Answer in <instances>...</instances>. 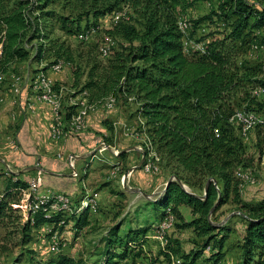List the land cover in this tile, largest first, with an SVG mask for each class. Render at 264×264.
Returning <instances> with one entry per match:
<instances>
[{"label":"trees","instance_id":"trees-1","mask_svg":"<svg viewBox=\"0 0 264 264\" xmlns=\"http://www.w3.org/2000/svg\"><path fill=\"white\" fill-rule=\"evenodd\" d=\"M184 1L0 0V67L6 74L14 65L26 61L40 63L49 58H54L49 67L57 61L69 65L74 61L69 48L61 43L53 46L49 43L50 21H56L62 32L79 39L81 34L94 31L100 20L126 12L133 24H123L121 34L129 43L116 42L105 65L92 64L81 93H86L85 99L93 106L109 98L117 103L136 104V115L142 119L148 138L145 159L154 154L158 166L160 162L165 163L175 171L176 180L151 203L156 211L155 223L172 217L174 225L170 233L175 228L192 229L202 244L190 253H183L179 246H174L178 245L177 241H169L159 256L168 264H171V253L185 261L181 264L187 261L195 264L201 258L203 264H220L231 229L228 223L219 224L213 217L233 195L241 192L242 183L236 173L251 171L242 128L233 118L239 111L236 110L241 99L238 95L247 91L249 85L254 89L258 85L264 87V64L249 67L241 61L247 46L264 47L261 36L264 6L249 0H195L210 3L217 9L205 18L191 20L190 38L197 35L207 20L222 21L224 30L198 40L205 42L203 52L185 54L186 39L178 21L181 16L178 8ZM58 6L61 12L55 10ZM247 103L243 109L246 112H264V102L256 97ZM65 121L69 122L66 118ZM185 185L203 193L190 192ZM26 189H31L27 182L9 179L0 193V221L15 211L13 205L21 202L19 191ZM40 202L31 196V204H39V209H33L36 214L31 213L26 229L50 225L54 233L63 231L73 221L79 232L90 225L89 206L81 208L79 203L71 216L58 211L47 217L48 209ZM181 207L190 208L191 221L185 220ZM242 207L247 212L243 218L247 228L241 245V261L236 264H264V200L244 202ZM123 225L124 222L116 224L106 239L104 264H118L116 258L124 261L133 258L136 264L144 255L146 236L153 224L146 223L137 229L130 227L121 234ZM26 239L29 243L32 241L30 236ZM208 247L210 251L203 257ZM60 257L47 264L69 263V258Z\"/></svg>","mask_w":264,"mask_h":264},{"label":"rangeland","instance_id":"rangeland-1","mask_svg":"<svg viewBox=\"0 0 264 264\" xmlns=\"http://www.w3.org/2000/svg\"><path fill=\"white\" fill-rule=\"evenodd\" d=\"M249 1L251 3L258 4L260 7L264 6V0ZM216 9L217 6H213L210 3L203 1L186 0L181 4L178 8V12L180 13L179 15H181L179 16V20L181 19L180 22H187L191 25V29L188 34L189 40L198 42L202 36L221 33L224 30L222 21L219 20L217 22L215 21L216 23H211L207 20L205 23L201 24L197 31V35L194 38H190L189 36L190 32L193 30L191 20L194 21L205 18ZM55 10L57 12H61V7H55ZM122 14L125 15L126 12L114 14L111 19L108 17L100 20L97 28L89 35V38L79 36V39L75 35H68L62 32L59 29L60 25L56 21H50L49 26L51 27L49 28L51 33L49 36V43L51 46L59 43L64 44L65 47L67 49L69 48L72 52L74 60L69 65H67L64 61H59L63 63L65 67L61 73H58L60 74V78L56 79L57 93L62 97L66 117L69 118L74 111L78 109L79 102L85 97V94L81 93V88L82 84H84L87 80V75L92 64L96 62H100L104 65L106 64L107 58L104 56L102 57V50H99L98 52L100 45L103 46L104 50L105 48H108L112 41L115 45H117L116 42L118 44L129 43L121 32H124L122 26L123 24L128 26L133 24L131 20L127 19L130 16L126 14L125 16L127 18H120L117 20V23L114 21L115 19L122 17ZM120 21L121 23L118 24ZM217 36L221 37L222 35ZM261 36L264 38V32ZM46 46L48 47L49 44H46ZM113 48H115V46ZM52 61H54V58H49L48 60L40 63L26 61L23 62L21 67L18 66L19 64L14 65L10 71L11 73H6V76L4 74L5 77L2 79L3 84L0 91L8 82L14 84V77H20L22 79V84L19 85V87H21L25 81V79H23V75L27 72L26 68H35L31 70L32 74L33 72L38 73L40 69H44L46 67L51 68V66L49 67V64ZM241 61L249 67L264 64V47L256 44L253 48L247 46V50L243 53ZM79 74L80 76L78 77ZM249 86L250 87L247 88V91H243L242 94L238 95V97H241L238 102L240 106L236 109L239 110V112H245L243 109H245V106L248 104L247 102L251 98L256 97L259 101L264 102V87L258 85L254 89L253 86ZM12 89L15 90L14 87H12ZM33 96L34 95L31 94L29 97L33 99ZM85 103L87 104L85 105V108H83V112L85 115H88L86 129L79 134H71L68 137L55 142L60 143L68 138L79 141L84 136H91V141H95L96 136H102L101 142L102 140L104 142L100 144L101 147L97 148L93 153L85 156V164H92L93 170L97 169L96 171H93V173H96L92 178L93 184L91 183L92 185L90 186L98 184L100 174H102V171L106 172L105 168H111L106 167L107 163L116 161L113 168H111V170L108 171L106 176L103 178L107 183L101 185V187L96 191L99 192L103 187L108 186V190H104L103 194L99 197H97L94 192L89 191V183H87L83 177L84 169L80 166H77L76 168L80 175L77 179V184L81 187L78 195L76 196L77 199H74V201L70 199L72 202V212H66L69 213L67 216L74 214L79 203L82 207L89 206L91 211L90 225L78 232L74 227V222L71 221L63 231L58 230L56 232L58 233V236L56 237L55 232L53 233L50 231V225H44L39 229L30 230V227L26 229L25 225L31 213L34 214L33 209L36 207L33 206V209H31L29 205L31 204V197L29 193H31L32 190H20V204L13 205L15 211L13 213H9V217L0 221V264H47L51 260L59 259L61 255L70 259L68 264H104L103 251L105 249L106 239L110 236L111 229L114 228L116 224L125 223L127 220L121 230L122 234L123 230L131 227V224L134 228L137 224H140L142 220H144L142 213L148 211L154 217V214L156 213L154 206L151 204L146 205V203L155 199V192L159 190L160 187L156 189L157 186H154L151 190H146V192L143 191L144 194H142L137 190L139 186H133V183L127 184V174H130L131 170H128V166L125 163H122V160L119 157L121 154L120 148H129L130 152V150H132L131 148L137 145V150L140 156L137 158L136 167L134 169L144 170L143 162L145 161V158L141 162H138V160H140L141 157L143 158L144 152L148 155L146 152L148 138L144 134L142 119L136 115L138 106L132 102L123 104V102L120 101L117 105L115 104L116 106L115 108L113 107L114 109L110 110V108L105 107L104 103L93 106L89 105L86 99ZM252 114H259L262 117L261 125L264 126V112ZM92 120L97 121L96 125H93L94 128L91 125ZM98 120H101V123ZM102 123L105 125L104 127H101ZM100 128L104 129L103 133L101 132L102 130H100V132L98 131ZM241 136L246 137V134H242ZM243 141L246 145L248 164L250 165L251 171H253L251 179L241 180L239 174H244V172L247 173L248 171L239 170L236 175L242 183L240 188L241 192L237 196L233 195L230 202L224 205L219 213L215 214L213 217L215 222L222 225L225 223L229 224L232 220L236 219V221H234L235 223H231L230 227L231 230L234 228L235 230L231 232L230 238L226 243V259L228 261L226 264H233L240 258V243L242 241V232L244 230L242 224L244 222L243 218L247 214L242 207L244 200L243 196L246 193L245 188L247 186H255L258 184V186L261 187L259 191L264 192V127H258L252 130L249 133L248 140ZM108 144H112L117 147L115 149L111 148V152L114 156L115 153L118 152L117 158H114L110 152L108 153L104 151L103 155L105 157H102L101 160L97 158L94 160V155L102 149L107 148ZM126 150L128 151V149ZM73 155L78 156V154L75 153ZM106 158L108 159L106 160ZM38 162H41V160ZM149 163L151 167L156 169V171H159V173L152 176V178L176 180V177L173 176V172H175L174 169L172 167H166L165 163L161 164V162L158 166V162L155 159L154 154L150 155ZM101 164L105 165L100 167ZM90 173H92V171ZM141 178L142 176L140 177V180ZM125 185L131 187V189H128V187L125 188ZM121 187H123L127 193L121 191ZM185 188L190 192L195 191L197 194L203 193L202 190L193 189L186 185ZM88 197L96 200L97 206L95 208L92 203L89 202ZM135 198L136 200H134ZM151 198L153 200H151ZM34 201H36V198H34ZM138 208L147 210L138 212L139 216H136L135 213ZM185 215L187 218L190 217L189 212H186ZM169 218H165L154 227V235L157 232H161L164 228L165 221ZM128 219H130V221ZM170 231L171 230H164L165 236L160 240L150 239V243L144 248V255L136 261V264H166L162 257L159 258V252L161 250H166L169 241H177L179 244H174V246H179L184 253L192 252L195 250L197 245L202 244V240L197 238L191 229L179 230L178 228H175L171 233ZM26 236H30L32 238L30 243L27 241ZM52 239L53 247H60V252H52L50 250ZM179 259L181 258L179 257ZM182 261L185 262L184 260ZM118 262V264H133V258L126 261L119 260ZM173 264H181V261L174 259ZM186 264H190V261H187ZM221 264H224V262Z\"/></svg>","mask_w":264,"mask_h":264},{"label":"crops","instance_id":"crops-1","mask_svg":"<svg viewBox=\"0 0 264 264\" xmlns=\"http://www.w3.org/2000/svg\"><path fill=\"white\" fill-rule=\"evenodd\" d=\"M188 41L191 44H198V42H194L189 39ZM201 46L203 47V51H204V45ZM203 51H191V52L194 53V52H203ZM22 64L23 63L19 64L18 66L21 67ZM26 69L27 72L25 73V75H23V79H25L26 81L27 78L28 87H25V81L24 84L21 87H19V85L22 84V79L20 77H14L15 78L14 84L8 82L6 86L2 87L0 91V98L3 99V101H0V193L4 192L7 182L11 178L14 179L18 178L24 182H27L29 186H31V190H33V182L30 180L36 179L37 177H41L42 187L39 189L40 193H45L47 190L52 189L53 191L63 193L59 195L69 197L71 200L74 201V199H77L76 196L78 195L81 187L77 184V179L80 177V175L79 173H77L76 178H73L71 176L72 169L69 166L67 158L71 154L74 153L78 154V159L76 160V168L77 166H80L84 169V173H83L84 180L87 183H89L90 186L93 184L92 178L96 173V172L93 173V171H96L97 169L93 170L92 164L89 163L85 164L86 163L85 156L93 153L97 148H100L101 147L100 144L104 141L102 140L101 142V138H102L101 135L96 136L95 141H91V136H84L79 141L72 138H68L60 143L53 141L50 137V127L52 124V120H54V114L52 112V108L47 104L37 101L36 90L34 86V84L38 83L37 80L41 73L45 74L46 71H51V70L44 68V69H40L39 70L40 72L39 71L38 73L33 72L32 74L31 70L35 68H26ZM51 75L55 80L60 78V74L54 73ZM12 87H14L15 89L17 88L21 89V93L15 94V90L12 89ZM56 92H58L57 88H56ZM31 94H34V101L36 103L34 104V107L32 109L29 108V99H30L29 96ZM59 96L61 97V95ZM75 112L69 118L66 117V113H65L66 120L69 121L71 117L75 114ZM96 122L97 121L95 120L91 121L92 127L93 125H96ZM104 126L105 125L102 123L101 127ZM100 130H102L101 131L102 133L104 132V129L102 128L98 129L99 132ZM69 135L71 134L68 133L66 137H68ZM145 136L147 137L146 134ZM248 137H249V133H248ZM147 146L148 143L146 144V147ZM111 148L115 149L117 147L113 146L112 144H108L107 148L102 149L100 152L94 155V160L96 158L101 160L102 157H105L103 155L104 151L108 153L110 152V154L114 158H117L118 152L117 155H115L116 156L115 157L111 152ZM126 149H128V151ZM131 149L132 150H130L129 152V148H120L121 154L119 156L120 159L122 160V163H125L128 166V170H131L130 171L131 173L127 174L128 177L127 184L133 183V186L134 185L139 186L137 190L140 191L142 194H144L143 191L146 192V190H151V188H153L154 186H157L156 189L160 187L159 190L155 192L154 197H156L158 193L164 191L165 187L167 186L168 182L171 179L169 180L162 178L154 179L152 178V176L154 175L145 173L143 169L135 170L134 168L136 167L137 158H139L140 155L137 150V145H135ZM107 159L108 158H106V160ZM143 159L144 156L143 158L141 157V159L138 160V162L139 161L141 162ZM39 160H41V162H38ZM115 163L116 161L107 163L106 167L113 168V165ZM104 165L105 164H101L100 167ZM111 168H105L106 172L102 171V174H100V178L98 179V184H96L97 186L95 185L89 187V191L94 192V194H96L97 197L101 196L104 190H108V186H105L99 192H96L97 189L101 187V185L107 183L103 178L104 176H106V173H108V171L111 170ZM91 171L92 173H90ZM39 173L41 174L38 175ZM141 176L142 178L140 180ZM123 187L120 188L121 191L127 193ZM126 187H128V189H131V187L125 185V188ZM260 188L261 187H259L258 184L255 186H247L245 188L246 193L243 196L244 199L243 203L244 202L257 203L264 200V192H260L259 191ZM31 193H29L30 197H31ZM34 198H36V196H34ZM134 200H136V198ZM151 203L152 201L147 202L146 205ZM80 207L83 208L82 205ZM143 210H147V209L138 208L135 215L139 216L138 212H142ZM180 211L182 212L186 221H191L192 214L190 208L181 207ZM186 212H189L190 214L189 218L186 217L185 215ZM217 213H219V211ZM142 214L145 217V218L143 217L144 220H142L140 224H137L134 227V229L145 226L146 223L153 224L152 229L148 232L146 236V240H147L146 245H147L150 243V239H155L154 227L159 222L155 223L156 213L154 214V217L148 211ZM128 220L130 221V219ZM234 221H236V219L232 220L231 222L229 221L230 222L228 224L229 227H231V223L232 224L235 223ZM126 222L127 220L125 221V223ZM242 226L244 229L242 232L243 233L242 240H243L247 228V223L244 221ZM131 227L133 228L132 224ZM234 230L235 228L231 230V232H233ZM193 234L195 235L194 231ZM241 245H242V241L240 243V251L242 253ZM209 251H210V247H208L203 257H206ZM223 252L225 253V257L222 262L226 264L228 263L226 259V244ZM241 253H240V258H241ZM161 257L162 256H159V258ZM179 257H180L179 255H175L171 253V257H170L171 264H173L174 259L180 260L182 263L183 261L182 259H179ZM240 258L238 259V261H236L233 264L239 263L241 261ZM119 260L120 259L116 258V261ZM202 260L203 258L198 260L195 264H203ZM164 262L168 264L167 261Z\"/></svg>","mask_w":264,"mask_h":264},{"label":"built area","instance_id":"built-area-1","mask_svg":"<svg viewBox=\"0 0 264 264\" xmlns=\"http://www.w3.org/2000/svg\"><path fill=\"white\" fill-rule=\"evenodd\" d=\"M120 18H123V16L115 19L114 21L117 23V20L120 19ZM178 21H179V18H178ZM180 30H183V27L180 26ZM91 33L81 34L80 36H84L86 38H89V35ZM183 43H187V42H183ZM198 45H205V42H199L198 41ZM99 50H102V57H103V46L102 45H100ZM185 54H188V48L185 51ZM1 58H2V44H0V63H1ZM64 67H65V65L63 63L57 61V62H54V63L51 64V71H46L45 72L44 82H46V91H44V104H47V105H49L52 108L53 114L55 113V104H54V100H53V92H54V87L57 86V84H56V80L52 77L51 74L61 73L64 70ZM28 72H29V70H28ZM25 87H28L27 78H26V81H25ZM20 93H21V89H18V88L15 89V94H20ZM0 101H3V99L0 98ZM34 104H35V101H34V96H33V99L32 98L29 99V108L32 109L34 107ZM86 104L87 103H85V97H84L79 102L78 109L75 110L78 113V117H83L82 127L83 126H87V117H88V115H83V108H85ZM115 106L116 105H114V108H115ZM114 108H110V110H112ZM261 118L262 117L259 114L250 115V111H249V115L247 117H240V115L238 113L237 121H244L245 124H246V137H242L243 140H248V133H250L252 130H254V129L258 128V127H264L263 125H261ZM235 126H237V124ZM63 127H70V125L66 124V122H65V111H64ZM79 133H80V129L71 130V134H79ZM57 134H63V129H56L54 121L52 120V124H51V127H50V137H51V139L53 141H57ZM115 155H117V153H115ZM77 158H78V156L77 155H73V154L69 155L68 158H67L69 166L72 169L71 176L73 178H76V174L78 173L77 169H76V164H75ZM143 163H144V172L145 173L150 174V175H156V174L159 173V171H156V169H154L153 167L150 166L149 159H145V161ZM252 172L253 171H248L247 174H251ZM40 174L41 173H39L38 175H40ZM30 181L33 182V190H32V195L31 196H36V202H40L41 200L46 199V198H51V196H56L57 194H63V193H59V192L53 191L52 189L47 190L45 193H40L39 189L42 187L41 177H37L36 179H32ZM160 193H162V191ZM151 200H153V199L151 198ZM29 205H30V208L33 209V205L34 204H29ZM51 211L52 210H49V211H46V212H50L51 213ZM34 214H36V213H34ZM172 229L173 228H169L168 224H167L161 230V232H157L154 235V238L160 240V239H162V237H164V230H172ZM50 231H52V229H50ZM56 236H58V233L55 232V237ZM50 250L52 252H60V247H53V239H52V245H51V249Z\"/></svg>","mask_w":264,"mask_h":264},{"label":"bare ground","instance_id":"bare-ground-1","mask_svg":"<svg viewBox=\"0 0 264 264\" xmlns=\"http://www.w3.org/2000/svg\"><path fill=\"white\" fill-rule=\"evenodd\" d=\"M126 15V14H125ZM124 14H122L123 18H127ZM181 20V19H180ZM186 21V20H185ZM183 27V30H181V33L185 37V50L188 48V53H192L191 51H203V47L198 44H191L188 41V34L189 30L191 29V25L187 22H180L179 21V28ZM115 46V43L113 41L109 44L108 48H105L103 50V56L108 57L111 54V51L113 47ZM51 70V68H49ZM4 74L2 73L1 67H0V88L3 84ZM45 74L41 73L37 84H34L35 90H36V99L38 102L44 103V91H46V82H44ZM53 100L55 104V113H54V124L56 126V129H63V134H57V141L67 136L68 133L71 134V130H78L80 129V132H83L86 129V126L82 127L83 124V117H78V113L75 112V114L71 117L69 122H66V124H69L70 127H63V121H64V104L62 103V98L57 94V92H53ZM106 108H113L116 104V101L114 98H109L105 102ZM238 113L240 117H247L249 115L248 112H237L235 117L233 118L234 123H237L242 128V134H246V124L244 121H237ZM83 115L85 113L83 112ZM250 115H254L250 113ZM145 158V157H144ZM252 176L251 174H247L244 172V174H239L240 179L242 180H250ZM89 202L92 203L94 208L97 206L96 200L93 198H89ZM40 205H43L44 207H47L48 211L52 210L51 213L47 212L46 216L50 217L53 213L62 210V211H69L72 212V202L69 197L62 196V195H56L51 196V198H46L41 200ZM35 209H39V204L35 206ZM212 220V218H210ZM168 224V227L171 228L174 225L173 218H169L165 221L164 227ZM214 224V223H213ZM220 224V223H219ZM217 225V224H216ZM165 236V235H164ZM163 238V237H162Z\"/></svg>","mask_w":264,"mask_h":264},{"label":"water","instance_id":"water-1","mask_svg":"<svg viewBox=\"0 0 264 264\" xmlns=\"http://www.w3.org/2000/svg\"><path fill=\"white\" fill-rule=\"evenodd\" d=\"M172 181V179L168 182V184ZM167 184V185H168ZM218 203H216V205L214 206V209L217 207Z\"/></svg>","mask_w":264,"mask_h":264}]
</instances>
